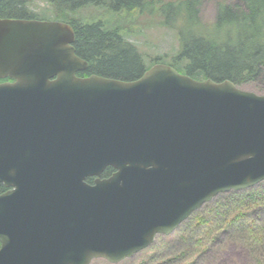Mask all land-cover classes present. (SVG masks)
Returning <instances> with one entry per match:
<instances>
[{
    "label": "water",
    "instance_id": "water-1",
    "mask_svg": "<svg viewBox=\"0 0 264 264\" xmlns=\"http://www.w3.org/2000/svg\"><path fill=\"white\" fill-rule=\"evenodd\" d=\"M74 41L65 21L0 18V264L118 263L264 181V94L164 63L79 76Z\"/></svg>",
    "mask_w": 264,
    "mask_h": 264
},
{
    "label": "trees",
    "instance_id": "trees-1",
    "mask_svg": "<svg viewBox=\"0 0 264 264\" xmlns=\"http://www.w3.org/2000/svg\"><path fill=\"white\" fill-rule=\"evenodd\" d=\"M46 1L55 14L53 20L62 17L60 20L75 30L76 54L88 62L79 76L96 74L133 81L153 65L164 63L196 79L230 80L239 87L264 79V0H221L212 22L200 16L204 0ZM32 2L0 0V18L39 19L30 9ZM89 5L105 8L113 14V22L83 17L79 10ZM136 11L160 16L159 24L176 32L180 49L159 54L147 64L138 46L129 40L127 23L121 22L122 13ZM114 172L113 167H107L102 175L108 178ZM4 189L0 183V193ZM204 207L176 230L182 238L177 251H161L152 244L144 252L146 258H152L153 264H196V255L206 251L223 230L235 235L244 232L255 245L264 243V181L249 189L219 194Z\"/></svg>",
    "mask_w": 264,
    "mask_h": 264
},
{
    "label": "rangeland",
    "instance_id": "rangeland-1",
    "mask_svg": "<svg viewBox=\"0 0 264 264\" xmlns=\"http://www.w3.org/2000/svg\"><path fill=\"white\" fill-rule=\"evenodd\" d=\"M220 1L204 0L200 16L205 22L215 20L218 2ZM30 9L38 14V18L41 20H53L56 18L53 9L46 0H33L30 4ZM79 11H81L83 17H91L93 20H102L105 23L113 22L114 20L112 13H107L105 8L95 5L86 6ZM121 17V22H126L129 30H131L129 32V40L138 46L147 64H151L153 58L159 54H173L180 49L181 44L176 32L160 25V16L145 15L136 11L131 15L122 13ZM60 19L63 18H58L59 21H61ZM240 88L264 94V79L261 78L255 84H248ZM202 208L205 207L203 206ZM199 211H201V208ZM175 232L170 235L157 236L153 245L161 251L163 249H169L170 253L177 251L182 245V238ZM145 250L118 263H110L105 259H95L91 264H139L143 259L145 260L144 264H153V259L150 257L146 258V255H144ZM195 260L196 264H258V261H264V243L255 245L248 234L244 232L240 231L235 235L223 230L218 234L214 242L208 246L206 251L196 255Z\"/></svg>",
    "mask_w": 264,
    "mask_h": 264
},
{
    "label": "flooded vegetation",
    "instance_id": "flooded-vegetation-1",
    "mask_svg": "<svg viewBox=\"0 0 264 264\" xmlns=\"http://www.w3.org/2000/svg\"><path fill=\"white\" fill-rule=\"evenodd\" d=\"M11 81H14V80H13L12 78H10V77L0 78V83L11 82ZM101 177H102V178H106V177H103V175H102ZM89 178H93V181H94V177H88V178H87V182H88V183H93V181H92V182H89ZM0 183H2V182H0ZM2 184L5 186L4 183H2ZM9 189H11V187H7V186H5L4 191L1 192L0 194H2V193H4V192L8 191Z\"/></svg>",
    "mask_w": 264,
    "mask_h": 264
}]
</instances>
